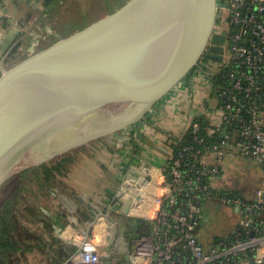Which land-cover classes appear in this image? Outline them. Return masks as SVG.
<instances>
[{"label": "built area", "instance_id": "1", "mask_svg": "<svg viewBox=\"0 0 264 264\" xmlns=\"http://www.w3.org/2000/svg\"><path fill=\"white\" fill-rule=\"evenodd\" d=\"M10 1L0 0V49ZM217 10L226 11L234 24L227 66L210 88L217 103L188 122L166 166L148 163L142 186H138L142 174L135 167L145 160L119 164L120 186L110 209L123 213L126 207V215L154 222V235H140L133 246L132 240L118 233L122 243L108 241L102 250L98 233H83L64 264H108L104 258L116 254L127 255L130 264H264V185L243 198L222 192L216 184L228 158L259 165L264 172V0H218ZM12 50L11 46L0 54V73ZM206 68L199 65L188 74L181 95L198 90L202 82L208 85ZM164 106L165 101L159 107L164 111ZM186 136L191 143H182ZM211 200L233 209L236 229L204 245L202 208Z\"/></svg>", "mask_w": 264, "mask_h": 264}, {"label": "water", "instance_id": "2", "mask_svg": "<svg viewBox=\"0 0 264 264\" xmlns=\"http://www.w3.org/2000/svg\"><path fill=\"white\" fill-rule=\"evenodd\" d=\"M217 7L218 0H128L3 69L0 183L29 151L108 107L157 105L198 66L209 44L206 57L220 61ZM147 166L135 167L138 186ZM108 223L114 243L119 227Z\"/></svg>", "mask_w": 264, "mask_h": 264}, {"label": "crops", "instance_id": "3", "mask_svg": "<svg viewBox=\"0 0 264 264\" xmlns=\"http://www.w3.org/2000/svg\"><path fill=\"white\" fill-rule=\"evenodd\" d=\"M7 13L8 17L5 18L3 25V28L6 31V38L3 45L1 46L0 51H2L0 52V54L8 52L10 50V47L14 46V49H18L17 55L19 56L18 61H20L31 53L38 51L39 49L57 40L59 37L64 36L61 34L62 32H58L59 34L57 35V39H52L50 42L46 43V41L48 40L47 34L48 36L50 35L49 37H51L49 31L52 28L51 24L53 23L52 21L55 20V18H52L50 16L48 8L44 6V0H11L8 6ZM27 17L28 20L26 22ZM10 31L15 32L16 36L14 39L8 41L7 43L6 41L8 32ZM74 31H71V33ZM197 91V89L193 90L194 101H191V103L187 104L188 111L186 112V114L188 115L189 121L194 118H200L203 111H205L204 104L208 100L207 90L203 92L200 90L201 93H198ZM196 93H198L197 97ZM166 111H162V116L166 113L167 116H164L165 118H168L169 112ZM145 116L146 118L144 119L146 120L141 119L140 128L128 129L126 131H123V134H121L122 136L131 133L134 134V141H138V143H136L135 145L128 143L129 146H123V140H120L121 144H118V135L114 137V141L110 140L113 142L109 141L108 144L107 141L106 143H97L95 145V148H93V150L102 149L103 154H99L94 160L95 163L100 162L99 165H105L106 161H108L116 154L122 157L120 158V162L117 161L118 163L110 161L111 167L109 168L110 170H112V181H115L114 187L116 191L117 189H119V183L121 179V173L118 170L119 163L130 164L141 159V161H147L150 166L154 165L161 167L168 164V160L170 157L169 153L172 145L176 141V138H170V136L167 135V132L170 131L171 134L175 133L169 126H162V123H159L161 120L159 111H147ZM188 122L183 124L185 125L183 129L180 126H176L177 133L181 134L179 137L183 136ZM159 125L161 127H159ZM122 136H120V138H125ZM133 147L135 148V150H132ZM115 150H118L117 153H113ZM126 155H128V157ZM237 172L242 173L243 180L235 177ZM87 179L88 176L80 181L81 185L85 182L86 187L75 185L72 186V189L70 190V194L73 196V199H75L77 203L76 209H74V211H71L69 208H67V206L62 204V202L57 201L55 199L56 197L54 196L55 193L49 191V194L47 195H53L51 196L52 199L46 202H43L44 199H42L41 202V205L43 206V221L45 223V226H47L49 229L51 228V234L53 236L57 237L63 242L75 246L76 248H78L79 239L81 238V235L83 233H98L103 241V250L108 241L111 242V237L109 238V234L110 231H112V226L108 223V219H111L115 224L118 225L121 231L120 235H123L128 241L132 240L134 246L135 241L140 237V235L137 234L141 232L142 236L143 234L148 233L149 226L145 223L146 220L143 218L111 211L110 200L116 191L114 193H105L104 191L100 195L95 194L99 191L92 192V188L88 189L90 191H87V186L90 184V187L93 183V181L91 182ZM216 184H218L217 186L221 188L220 190L238 189L243 190L247 195H251L255 188L264 185V172L262 167L259 165L249 164L245 161L240 160L239 158H228L222 163V173L218 177ZM66 185L68 188V184ZM106 189L109 188L105 187V190ZM108 212H110V215H108ZM103 215H107L108 217L104 219L102 217ZM122 220L126 221L128 224L126 228L124 227L125 229L123 231L121 230L120 225ZM132 221H134V224H131ZM126 259H128V257H126ZM104 260L108 264L121 263L118 256L115 259H112V257H106L104 258Z\"/></svg>", "mask_w": 264, "mask_h": 264}, {"label": "rangeland", "instance_id": "4", "mask_svg": "<svg viewBox=\"0 0 264 264\" xmlns=\"http://www.w3.org/2000/svg\"><path fill=\"white\" fill-rule=\"evenodd\" d=\"M60 0L61 3H65V7H61V10L58 12L60 18L57 20H53L51 26V30L49 31L51 37L48 36V40L46 43L50 42L52 39H57L58 32H67L71 30H77L88 23L93 21L94 19L103 16L104 14L113 11L114 1L113 0ZM116 2V1H115ZM63 5V6H64ZM15 32L10 31L8 32L7 43L8 41L15 38ZM43 46V45H42ZM14 49L15 47L12 46ZM229 55V52H228ZM228 58V56H227ZM12 62L5 63L4 69H7L12 66ZM15 64V63H14ZM186 79L182 80L174 89V91L170 92L167 96L163 98V101L166 102V108L164 106V111L169 112L168 118H165L167 114L165 113L163 116L161 115L163 110L159 107L161 103L154 105V107L146 110V111H135L134 107L132 106H111L106 108L103 112H101L98 116L90 117L85 122H82L77 127L67 130L62 133L59 137L51 140L48 142L45 147L41 149H33L29 151L23 159H21L13 168V170L3 179L0 183V186L7 181L9 177L18 173L25 167H30L33 165H38L40 163H48L49 166L53 165V163L62 160L64 157H71V160L68 162H64L61 165V171H55L54 175L57 177V182H63L68 184V191L64 189L65 192H59L58 190H54L52 192L55 193V199L59 202H62L67 208L71 211L76 209V201L70 195V190L72 186L80 185L82 187H86L85 182L81 185L80 181L83 178L88 176L87 180H90L93 183L88 189H93L94 191H99L95 194H102L104 191L107 192H115L116 189L114 187V182L112 181V170H110V161L113 162H120V157L118 154L114 155L108 161H106L105 165H99L100 162L95 163V159L99 154H103L102 149L93 150L97 143H102L107 141V144L110 140L115 139L114 137L118 136V144H121V141H124V145H128V143L136 144V140L134 134H124L122 136L123 131L132 128H140L141 119L143 120L146 118V112H151L154 110L160 111V117L163 118V124H166L174 131V138H178L181 134L177 133L176 126H180L182 129L185 127V123L189 121L188 115L186 112L188 111L187 107L191 101H194V93L193 91H188L187 94L181 95V84L184 85ZM206 81V80H205ZM207 82V81H206ZM198 89V93L201 91H205L206 84L204 82L200 83ZM208 88V100L204 104V107H208L209 109H213L214 105L217 103V98L210 93V88ZM201 90V91H200ZM177 92L180 93L182 97H180L179 101L178 98H173L172 94H176ZM196 93V97L198 95ZM201 95V94H200ZM190 97V98H189ZM176 99V100H174ZM197 99V98H196ZM174 100V102H173ZM171 102V103H170ZM170 103V104H169ZM173 103V104H172ZM150 110V111H149ZM158 114V113H157ZM165 119V120H164ZM146 120V119H144ZM120 136L125 138H120ZM139 136V135H138ZM173 138V137H172ZM121 140V141H120ZM114 141V140H113ZM110 141V142H113ZM116 141V140H115ZM141 142V141H139ZM99 146V145H98ZM129 146V145H128ZM106 147V146H105ZM109 147V146H108ZM116 147V146H115ZM114 147V149H115ZM129 149V148H126ZM132 150H135L133 147ZM118 150H115L113 153H117ZM128 157V155H126ZM125 157V158H127ZM104 162V161H102ZM118 163V162H117ZM120 164V163H119ZM100 166V167H99ZM119 170V165H118ZM120 171V170H119ZM53 174V172H52ZM52 174H49L52 176ZM83 177V178H82ZM236 178L243 180L242 173H236ZM11 180L7 182L4 188L1 191L0 198L6 195L12 186L15 185ZM63 183L60 184L63 186ZM218 185V184H217ZM67 186V185H66ZM94 186V187H93ZM120 186V183H119ZM109 188V189H106ZM218 189L219 186H217ZM86 191V190H85ZM118 191V189H117ZM117 191L111 197V199L116 196ZM91 193V192H89ZM51 196L53 195H46L43 199V202L51 200ZM50 197V198H49ZM4 198V197H3ZM3 198L0 199V204L3 201ZM203 219L201 222L200 227V238L205 243H212L216 238H225L229 236L235 229H236V217L234 215L233 209L228 206L224 205L220 202L215 200L208 201L204 203L202 208ZM145 223L149 226L148 234L154 235V222L145 221ZM121 230L123 231L127 227L126 221H121ZM125 227V228H124ZM121 233L119 229V234ZM137 235H141V232ZM122 243V241L117 238L114 243ZM119 257L120 264H130V260L126 259L127 255L116 254V256H112V259ZM31 256H29L30 258ZM42 259L41 254H34V257H31L29 262L36 264L35 260Z\"/></svg>", "mask_w": 264, "mask_h": 264}, {"label": "trees", "instance_id": "5", "mask_svg": "<svg viewBox=\"0 0 264 264\" xmlns=\"http://www.w3.org/2000/svg\"><path fill=\"white\" fill-rule=\"evenodd\" d=\"M67 1L69 0L65 2ZM113 1L114 11L128 0ZM64 4L60 0H44V6L48 8L50 16L55 20L60 18L61 15L59 16L58 12L61 7L66 6ZM71 31H64L61 34H69ZM17 50L16 48L11 51L6 60L8 63L12 62L14 64L19 60ZM183 142L191 143L192 140L186 136ZM174 145H172L173 148ZM69 160H71V157H64L51 166L43 162L25 167L9 177L0 186L1 194L7 182L14 180L15 183L10 191L1 197L4 198L0 204V264H33L29 260L37 253L41 254L42 259L38 261L33 259L36 264H64L77 250L75 246L63 242L51 234V228L45 226L43 221L44 213L41 205L42 199L49 194V191L65 192L61 190L64 188L68 191L65 183L62 182V186L60 185L61 182H57L58 179L55 177L54 172L61 171L62 163ZM49 174H52V176ZM221 191L228 195L249 197L243 190L224 189ZM203 244L207 245L204 241ZM29 256L31 257L29 258Z\"/></svg>", "mask_w": 264, "mask_h": 264}, {"label": "flooded vegetation", "instance_id": "6", "mask_svg": "<svg viewBox=\"0 0 264 264\" xmlns=\"http://www.w3.org/2000/svg\"><path fill=\"white\" fill-rule=\"evenodd\" d=\"M220 1H222V0H219V2ZM233 29H234V24L230 20L227 12L226 11H219L217 14L214 33L220 37H224V44L222 45L223 51L221 53V60L219 61V60H214V59H210V58L206 57V53H210L209 51L211 49V44H209L207 46V49L205 50V53L202 55V57L199 61V64H198V66L199 65H201V66L205 65V68L207 67L206 71L209 72V76H208V82L209 83L206 86L207 93L209 92L208 86L217 82L219 73H221L222 70H224L227 66V59H228L227 56H228L229 47H230L229 38H230V35H231ZM184 85H186V82ZM180 88L184 89V87H182V86ZM172 96H173V98H178V101L180 100L178 95L172 94ZM174 100H176V99H174ZM174 100H173V102H174Z\"/></svg>", "mask_w": 264, "mask_h": 264}, {"label": "bare ground", "instance_id": "7", "mask_svg": "<svg viewBox=\"0 0 264 264\" xmlns=\"http://www.w3.org/2000/svg\"><path fill=\"white\" fill-rule=\"evenodd\" d=\"M99 232H101V231H99Z\"/></svg>", "mask_w": 264, "mask_h": 264}]
</instances>
